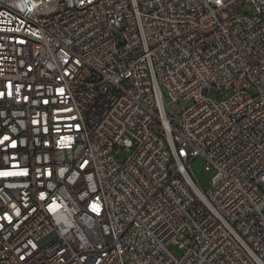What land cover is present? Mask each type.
Instances as JSON below:
<instances>
[{
	"label": "built area",
	"instance_id": "1",
	"mask_svg": "<svg viewBox=\"0 0 264 264\" xmlns=\"http://www.w3.org/2000/svg\"><path fill=\"white\" fill-rule=\"evenodd\" d=\"M0 264H264V0H0Z\"/></svg>",
	"mask_w": 264,
	"mask_h": 264
},
{
	"label": "rangeland",
	"instance_id": "2",
	"mask_svg": "<svg viewBox=\"0 0 264 264\" xmlns=\"http://www.w3.org/2000/svg\"><path fill=\"white\" fill-rule=\"evenodd\" d=\"M209 96L215 98L216 93L214 91H211ZM169 108L172 112H178L181 110V107L178 104L170 105ZM200 165H201L200 161H197L194 164V168H199ZM168 251L170 252V254H172L177 259H180L184 254V250L180 249L179 246H177V245H169Z\"/></svg>",
	"mask_w": 264,
	"mask_h": 264
},
{
	"label": "snow or ice",
	"instance_id": "3",
	"mask_svg": "<svg viewBox=\"0 0 264 264\" xmlns=\"http://www.w3.org/2000/svg\"><path fill=\"white\" fill-rule=\"evenodd\" d=\"M7 139V138H6ZM4 175H8V173H4Z\"/></svg>",
	"mask_w": 264,
	"mask_h": 264
}]
</instances>
